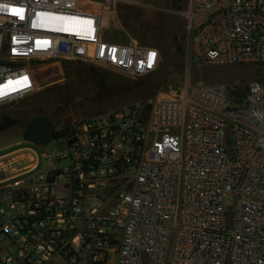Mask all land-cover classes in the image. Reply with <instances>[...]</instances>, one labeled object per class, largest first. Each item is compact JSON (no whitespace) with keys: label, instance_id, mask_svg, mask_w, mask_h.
Segmentation results:
<instances>
[{"label":"built area","instance_id":"built-area-1","mask_svg":"<svg viewBox=\"0 0 264 264\" xmlns=\"http://www.w3.org/2000/svg\"><path fill=\"white\" fill-rule=\"evenodd\" d=\"M97 9L0 0V106L36 89L44 61L158 68L157 47L103 38ZM182 14L198 61L264 63V0H189ZM150 99L54 125L58 149L41 157L63 165L44 173L33 147L0 154V264H264V81L241 101L188 80Z\"/></svg>","mask_w":264,"mask_h":264},{"label":"rangeland","instance_id":"rangeland-1","mask_svg":"<svg viewBox=\"0 0 264 264\" xmlns=\"http://www.w3.org/2000/svg\"><path fill=\"white\" fill-rule=\"evenodd\" d=\"M93 10L100 8L103 14L105 39L156 46L161 52L158 66L168 65L172 83L188 80L191 83H225L230 92L246 91L251 83L264 81V63L253 64H205L193 56L182 11L189 0H122L104 9L89 0H81ZM183 46L180 56L176 52ZM174 57H176L175 60ZM89 65L90 64H84ZM79 63H70V70L51 60L34 64L36 89L18 101L0 106V121L4 116L15 123L0 130V154L20 146H31L39 155V163L33 174L44 173L50 165H63L41 157L43 151L58 149L55 142L36 145L25 140L23 134L30 119L36 115L47 118L54 125H61L73 118L92 117L106 111L144 101L137 95V81L125 74L99 66L101 83H93L79 76L73 69ZM88 67V66H87ZM150 75V74H149ZM148 76V75H147ZM145 77V76H143Z\"/></svg>","mask_w":264,"mask_h":264},{"label":"trees","instance_id":"trees-1","mask_svg":"<svg viewBox=\"0 0 264 264\" xmlns=\"http://www.w3.org/2000/svg\"><path fill=\"white\" fill-rule=\"evenodd\" d=\"M142 44V43H141ZM146 45V44H143ZM152 46V45H150ZM156 47V46H155ZM183 46L179 45L177 48L176 56H180V52L182 51ZM176 57H174L173 60H175ZM71 62H63V67L65 71H69ZM80 66H77L73 69V71L78 74L79 76L86 77V79L93 83H101L105 78H100L99 71L94 67V65H84L82 63H79ZM88 66V67H87ZM172 83L169 78L168 73V65H163L159 68H157L153 73H151L148 76L141 77L137 81V86L139 89L137 90V95L141 97L144 101L142 102H136L143 104L147 109L150 108V104L148 103L149 99L152 98L157 91L167 86L168 84ZM248 94V89L246 91H232L231 95L235 98L237 101L243 100ZM40 115H36L34 117H38ZM32 117L31 119H33ZM30 119V120H31ZM15 123V119H12L8 116H4L3 120L0 121V130L5 129L6 127L10 126L11 124Z\"/></svg>","mask_w":264,"mask_h":264},{"label":"water","instance_id":"water-1","mask_svg":"<svg viewBox=\"0 0 264 264\" xmlns=\"http://www.w3.org/2000/svg\"><path fill=\"white\" fill-rule=\"evenodd\" d=\"M150 102L152 99L149 100ZM54 124L43 116L34 117L30 120L24 133L26 141L33 144H46L51 139Z\"/></svg>","mask_w":264,"mask_h":264},{"label":"snow or ice","instance_id":"snow-or-ice-1","mask_svg":"<svg viewBox=\"0 0 264 264\" xmlns=\"http://www.w3.org/2000/svg\"><path fill=\"white\" fill-rule=\"evenodd\" d=\"M152 56L154 57L155 56V53H152ZM25 80H27V78L25 77L24 78ZM4 93L2 91H0V95H3Z\"/></svg>","mask_w":264,"mask_h":264},{"label":"crops","instance_id":"crops-1","mask_svg":"<svg viewBox=\"0 0 264 264\" xmlns=\"http://www.w3.org/2000/svg\"><path fill=\"white\" fill-rule=\"evenodd\" d=\"M20 147H25V148H32L31 146H20Z\"/></svg>","mask_w":264,"mask_h":264},{"label":"flooded vegetation","instance_id":"flooded-vegetation-1","mask_svg":"<svg viewBox=\"0 0 264 264\" xmlns=\"http://www.w3.org/2000/svg\"><path fill=\"white\" fill-rule=\"evenodd\" d=\"M28 126V125H27ZM27 128V127H26ZM27 130V129H26ZM23 136H24V134H23Z\"/></svg>","mask_w":264,"mask_h":264}]
</instances>
